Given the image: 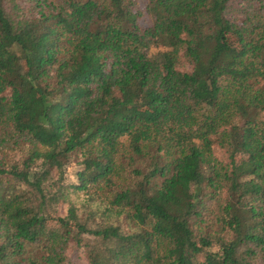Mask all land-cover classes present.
Masks as SVG:
<instances>
[{"label":"trees","instance_id":"trees-1","mask_svg":"<svg viewBox=\"0 0 264 264\" xmlns=\"http://www.w3.org/2000/svg\"><path fill=\"white\" fill-rule=\"evenodd\" d=\"M72 251L264 264V0H0V264Z\"/></svg>","mask_w":264,"mask_h":264},{"label":"rangeland","instance_id":"rangeland-1","mask_svg":"<svg viewBox=\"0 0 264 264\" xmlns=\"http://www.w3.org/2000/svg\"><path fill=\"white\" fill-rule=\"evenodd\" d=\"M156 52V50H151V53ZM77 169L76 166L70 165L67 170H66V180L67 182H72L74 181V172ZM68 264H86V261L80 251L76 252H70L69 253V261Z\"/></svg>","mask_w":264,"mask_h":264}]
</instances>
